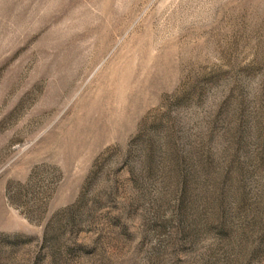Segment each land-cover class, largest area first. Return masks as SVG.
<instances>
[{"label": "rangeland", "instance_id": "374dc122", "mask_svg": "<svg viewBox=\"0 0 264 264\" xmlns=\"http://www.w3.org/2000/svg\"><path fill=\"white\" fill-rule=\"evenodd\" d=\"M0 264H264V0H0Z\"/></svg>", "mask_w": 264, "mask_h": 264}]
</instances>
